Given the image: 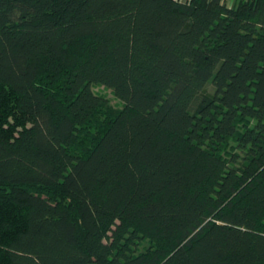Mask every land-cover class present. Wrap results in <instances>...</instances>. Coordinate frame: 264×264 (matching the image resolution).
Here are the masks:
<instances>
[{"label": "trees", "instance_id": "obj_1", "mask_svg": "<svg viewBox=\"0 0 264 264\" xmlns=\"http://www.w3.org/2000/svg\"><path fill=\"white\" fill-rule=\"evenodd\" d=\"M0 264H264V0H0Z\"/></svg>", "mask_w": 264, "mask_h": 264}, {"label": "rangeland", "instance_id": "obj_2", "mask_svg": "<svg viewBox=\"0 0 264 264\" xmlns=\"http://www.w3.org/2000/svg\"><path fill=\"white\" fill-rule=\"evenodd\" d=\"M184 2L186 0H179ZM227 7L231 8L238 0H221ZM93 92L103 96L107 100L106 108L110 110L120 109L122 102L114 95L113 90L102 84H97L92 88ZM207 91L211 92L212 87L208 86ZM145 245V243H143Z\"/></svg>", "mask_w": 264, "mask_h": 264}]
</instances>
